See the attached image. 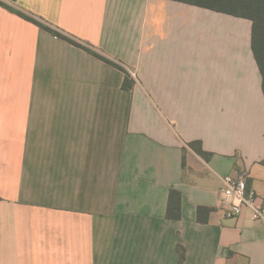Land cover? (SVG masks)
I'll use <instances>...</instances> for the list:
<instances>
[{
    "label": "crops",
    "instance_id": "1",
    "mask_svg": "<svg viewBox=\"0 0 264 264\" xmlns=\"http://www.w3.org/2000/svg\"><path fill=\"white\" fill-rule=\"evenodd\" d=\"M4 1L136 79L0 5V264H264V221L227 217L220 194L245 169L264 204L252 22L176 0Z\"/></svg>",
    "mask_w": 264,
    "mask_h": 264
},
{
    "label": "trees",
    "instance_id": "2",
    "mask_svg": "<svg viewBox=\"0 0 264 264\" xmlns=\"http://www.w3.org/2000/svg\"><path fill=\"white\" fill-rule=\"evenodd\" d=\"M190 5L206 8L209 10L230 14L236 17L249 19L251 24V45L254 57L258 64L262 76V88L264 92V0H176ZM0 5L8 10L20 15L21 17L35 23L41 28L49 31L50 33L62 38L80 48L87 50L105 62L117 67L125 73L122 88L124 90L132 91L134 88L135 80L131 73L118 61L113 60L96 49L92 48L89 44L82 42L75 36L66 33L59 27L51 25L48 21L35 14L28 12L19 7L13 6L4 0H0ZM197 154L207 159L212 153L206 151L203 147L201 140H195L188 143ZM187 147L184 146V152ZM185 153L183 156V165L185 166ZM264 164V159L262 160ZM181 193L177 190H171L168 202L167 216L168 218L177 219L180 217L181 210ZM203 208L198 209L201 216Z\"/></svg>",
    "mask_w": 264,
    "mask_h": 264
},
{
    "label": "built area",
    "instance_id": "3",
    "mask_svg": "<svg viewBox=\"0 0 264 264\" xmlns=\"http://www.w3.org/2000/svg\"><path fill=\"white\" fill-rule=\"evenodd\" d=\"M131 76L136 79V73L130 71ZM249 171L242 170L237 176L226 175L222 177V188L220 191L221 201L228 207L226 216L229 218L241 214L247 207L252 212L254 220L264 221V204L257 200L256 190L248 187Z\"/></svg>",
    "mask_w": 264,
    "mask_h": 264
},
{
    "label": "rangeland",
    "instance_id": "4",
    "mask_svg": "<svg viewBox=\"0 0 264 264\" xmlns=\"http://www.w3.org/2000/svg\"><path fill=\"white\" fill-rule=\"evenodd\" d=\"M231 17H233V16H231ZM223 27H224V29H225L224 32L228 31V34H226V33H224V32H218L217 30H215L214 33H215L216 35H218V37H221L223 40H226V39L229 38V36H230V31L233 29V27H229V28H227L226 25H225V26L223 25Z\"/></svg>",
    "mask_w": 264,
    "mask_h": 264
}]
</instances>
